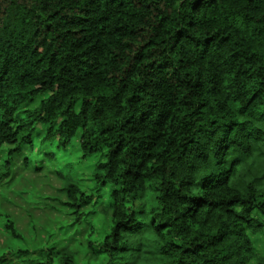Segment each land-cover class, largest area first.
<instances>
[{"label":"trees","instance_id":"trees-1","mask_svg":"<svg viewBox=\"0 0 264 264\" xmlns=\"http://www.w3.org/2000/svg\"><path fill=\"white\" fill-rule=\"evenodd\" d=\"M38 135L101 157L104 264H264V0H0L7 169ZM63 191L81 223L93 194ZM0 264L78 263L43 246Z\"/></svg>","mask_w":264,"mask_h":264},{"label":"rangeland","instance_id":"rangeland-1","mask_svg":"<svg viewBox=\"0 0 264 264\" xmlns=\"http://www.w3.org/2000/svg\"><path fill=\"white\" fill-rule=\"evenodd\" d=\"M36 140L33 149L25 147L12 158L9 169L8 152L0 157V251L55 246L69 249L78 264H104V255L96 249L112 222L105 211L109 189L94 193V170L101 157L83 160L78 140L65 151L42 145L40 135ZM70 177L94 196L79 224L63 191ZM7 219L14 222L21 239H13L4 230ZM251 237L256 253L264 256V230Z\"/></svg>","mask_w":264,"mask_h":264}]
</instances>
